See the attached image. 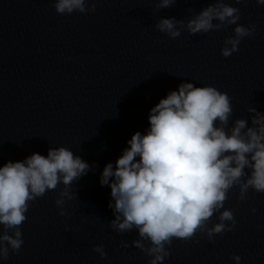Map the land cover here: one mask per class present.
<instances>
[{"label":"clouds","instance_id":"clouds-1","mask_svg":"<svg viewBox=\"0 0 264 264\" xmlns=\"http://www.w3.org/2000/svg\"><path fill=\"white\" fill-rule=\"evenodd\" d=\"M176 2L156 0V8H169ZM255 2L264 5V0ZM54 7L61 15L96 11L94 0H54ZM239 19L240 9L214 0L187 21L162 18L154 27L174 39L185 29L195 35L236 25L234 36L226 38L221 49L227 58L238 51L244 37L256 31L254 24H238ZM231 99L213 86L181 83L150 109L146 134L135 132L115 168L109 162L103 169L100 184L110 187L114 201L108 205L115 216L109 226L117 233L137 230L139 239L131 243L152 257L149 264H160L170 255L166 245L174 238L188 241L204 233L213 241L215 235L233 231L237 223L233 211L220 210L234 186L239 187L241 201L247 199L250 188L264 193V114L249 107L247 111L254 114L252 126L237 118L228 129ZM89 170L88 163L64 146L49 148L47 156L33 153L0 167V225L4 229L0 260H8L10 251H20L24 242L20 226L27 220L30 202L62 183L55 204L59 215L67 216L66 199H73L69 187ZM215 213L219 222L208 227ZM121 246L127 248L129 243L122 241ZM93 251L101 258L107 256L103 245L94 246ZM232 259L239 264L241 257L233 255Z\"/></svg>","mask_w":264,"mask_h":264}]
</instances>
